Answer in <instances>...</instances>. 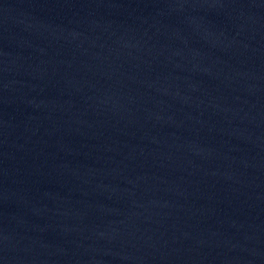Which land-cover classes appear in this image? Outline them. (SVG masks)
Masks as SVG:
<instances>
[{
  "label": "water",
  "instance_id": "obj_1",
  "mask_svg": "<svg viewBox=\"0 0 264 264\" xmlns=\"http://www.w3.org/2000/svg\"><path fill=\"white\" fill-rule=\"evenodd\" d=\"M0 264H264V0H0Z\"/></svg>",
  "mask_w": 264,
  "mask_h": 264
}]
</instances>
